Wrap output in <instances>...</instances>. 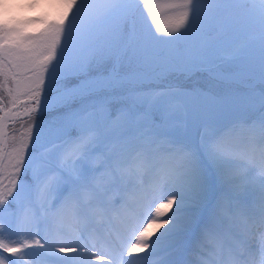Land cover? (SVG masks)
Segmentation results:
<instances>
[{
	"label": "snow or ice",
	"instance_id": "1",
	"mask_svg": "<svg viewBox=\"0 0 264 264\" xmlns=\"http://www.w3.org/2000/svg\"><path fill=\"white\" fill-rule=\"evenodd\" d=\"M4 7L0 264H264V0Z\"/></svg>",
	"mask_w": 264,
	"mask_h": 264
},
{
	"label": "rangeland",
	"instance_id": "2",
	"mask_svg": "<svg viewBox=\"0 0 264 264\" xmlns=\"http://www.w3.org/2000/svg\"><path fill=\"white\" fill-rule=\"evenodd\" d=\"M31 0H0V14H3L5 7L7 6V12L12 17H17L19 19H28L33 16H43L48 11L46 8L41 9H28L26 7ZM175 83L176 81H172ZM188 88H209L213 87L208 84L203 78L193 77V79L188 81H181Z\"/></svg>",
	"mask_w": 264,
	"mask_h": 264
}]
</instances>
